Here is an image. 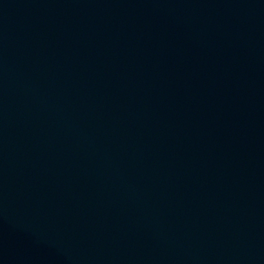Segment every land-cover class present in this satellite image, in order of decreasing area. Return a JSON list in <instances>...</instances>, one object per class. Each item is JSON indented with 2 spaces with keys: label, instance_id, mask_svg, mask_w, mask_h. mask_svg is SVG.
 <instances>
[{
  "label": "water",
  "instance_id": "obj_1",
  "mask_svg": "<svg viewBox=\"0 0 264 264\" xmlns=\"http://www.w3.org/2000/svg\"><path fill=\"white\" fill-rule=\"evenodd\" d=\"M0 264H264V0H0Z\"/></svg>",
  "mask_w": 264,
  "mask_h": 264
}]
</instances>
